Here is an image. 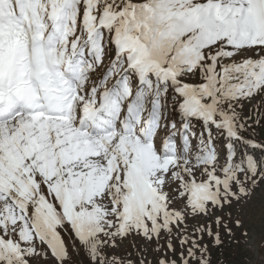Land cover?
I'll list each match as a JSON object with an SVG mask.
<instances>
[{"label":"snow or ice","instance_id":"6c2138e0","mask_svg":"<svg viewBox=\"0 0 264 264\" xmlns=\"http://www.w3.org/2000/svg\"><path fill=\"white\" fill-rule=\"evenodd\" d=\"M0 264H264V0H0Z\"/></svg>","mask_w":264,"mask_h":264}]
</instances>
